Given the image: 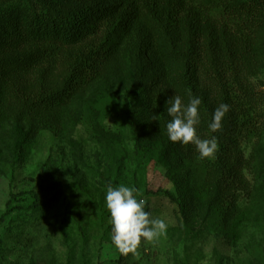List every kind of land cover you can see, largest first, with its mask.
<instances>
[{
  "label": "rangeland",
  "instance_id": "1",
  "mask_svg": "<svg viewBox=\"0 0 264 264\" xmlns=\"http://www.w3.org/2000/svg\"><path fill=\"white\" fill-rule=\"evenodd\" d=\"M28 1L0 0V11ZM179 67L163 37L138 21L102 75L62 108L29 121L1 117L0 264H264V103L259 130L239 141L246 187L235 218L223 224L208 207L200 159L168 138L166 108L175 96L189 102L176 82ZM250 82L264 97V63ZM109 185L134 186L166 234L121 253L111 241ZM187 187L201 195L185 223L176 204L153 191L183 197Z\"/></svg>",
  "mask_w": 264,
  "mask_h": 264
},
{
  "label": "trees",
  "instance_id": "2",
  "mask_svg": "<svg viewBox=\"0 0 264 264\" xmlns=\"http://www.w3.org/2000/svg\"><path fill=\"white\" fill-rule=\"evenodd\" d=\"M138 21L163 37L168 57L180 65L176 82L187 100L201 98L197 134L215 137L218 150L201 158L194 144L182 147L207 171L208 207L226 224L236 216L237 192L246 187L239 141L259 130L264 103L250 82L264 63V0H29L0 11V120L29 121L62 108L102 75ZM222 103L230 110L212 132L208 124ZM186 190L183 197L153 193L176 204L188 223L201 194Z\"/></svg>",
  "mask_w": 264,
  "mask_h": 264
},
{
  "label": "clouds",
  "instance_id": "3",
  "mask_svg": "<svg viewBox=\"0 0 264 264\" xmlns=\"http://www.w3.org/2000/svg\"><path fill=\"white\" fill-rule=\"evenodd\" d=\"M201 102L200 97H191L187 104H183L181 98L175 96L171 105L166 108L171 117L166 127L168 138L172 142L184 145L192 143L201 158H210L218 150V143L215 137L201 139L197 134ZM229 110L227 103H222L215 109L208 124L210 131L217 132L222 128L221 122ZM105 203L111 219V241L121 253H135L142 238L151 242L166 234L167 224L162 219L150 218V213L145 211L147 201L138 199L134 186L109 185L105 193Z\"/></svg>",
  "mask_w": 264,
  "mask_h": 264
}]
</instances>
